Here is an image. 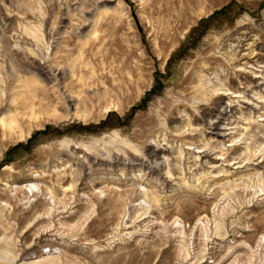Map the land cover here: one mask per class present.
Wrapping results in <instances>:
<instances>
[{"label":"rangeland","instance_id":"374dc122","mask_svg":"<svg viewBox=\"0 0 264 264\" xmlns=\"http://www.w3.org/2000/svg\"><path fill=\"white\" fill-rule=\"evenodd\" d=\"M0 264H264V0H0Z\"/></svg>","mask_w":264,"mask_h":264},{"label":"bare ground","instance_id":"6f19581e","mask_svg":"<svg viewBox=\"0 0 264 264\" xmlns=\"http://www.w3.org/2000/svg\"><path fill=\"white\" fill-rule=\"evenodd\" d=\"M228 109V108H227ZM227 111V110H226ZM215 114V113H214ZM224 119V118H223ZM217 120V119H216ZM217 125V124H216ZM215 125V127L213 128V130L214 131H220L219 129V127L218 126H216ZM213 126V125H212ZM220 126V125H219ZM222 126V125H221ZM208 127V126H207ZM225 132V131H224ZM123 147V146H122ZM127 148V147H126ZM125 148V149H126ZM122 150V149H121ZM162 151H163V149H161ZM161 150H153V149H150V151H149V155H150V157H152V158H154V159H156V158H158L159 156H160V152H161ZM124 151V150H123ZM121 152V151H120ZM134 152V151H133ZM137 153V152H136ZM135 153V154H136ZM166 153V152H165ZM106 160V159H105ZM135 161V160H134ZM139 163V162H138ZM153 163V162H152ZM108 164V163H107ZM119 164H121V163H119ZM140 164V163H139ZM144 165V164H143ZM162 166V165H161ZM109 167V166H108ZM156 167V166H155ZM160 168V167H159ZM130 169V168H129ZM153 174V173H152ZM119 207V206H118Z\"/></svg>","mask_w":264,"mask_h":264}]
</instances>
